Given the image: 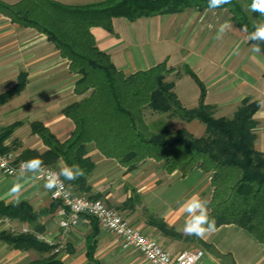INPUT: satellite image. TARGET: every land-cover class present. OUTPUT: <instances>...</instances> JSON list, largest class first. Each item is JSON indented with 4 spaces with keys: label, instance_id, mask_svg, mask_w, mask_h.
Segmentation results:
<instances>
[{
    "label": "crops",
    "instance_id": "1",
    "mask_svg": "<svg viewBox=\"0 0 264 264\" xmlns=\"http://www.w3.org/2000/svg\"><path fill=\"white\" fill-rule=\"evenodd\" d=\"M1 1L16 4L22 0ZM54 1L87 5L105 0ZM92 34L97 47L110 56L117 70L126 74L161 63L180 71V76L174 73L167 80L173 83L175 96L187 109L198 106L201 85L204 103L220 113L228 111L232 116L244 102H257L255 149L264 153V55L253 52L254 46L233 25L227 9L191 8L135 21L119 17L113 19L112 32L95 27ZM184 68H189L196 78L183 73ZM77 80L78 76L69 70V62L47 36L13 24L0 13V101L4 94L23 84L20 92L0 103V128L20 124L4 141L5 147L15 149L18 155L25 149L45 152L47 148L32 132L34 122L43 123L59 140H67L74 124L63 110L81 99L74 94ZM151 118L149 121L146 117L147 123H154ZM193 123L187 126L191 128ZM88 157L96 167L89 178L91 192L86 195L97 196L107 206L119 209L132 225L170 254L202 250L205 255L198 264H264V244L237 225H223L204 239L183 232L188 214L182 205L198 196L208 206L212 174L200 169H193L185 177L178 172L168 174L154 160L128 171L94 148ZM63 168L60 161L58 170ZM13 184L21 186L20 203L45 214L34 221L0 217L6 221L0 225V235L30 233L46 245L49 243L45 240L55 244L63 241L64 250L56 254L64 264H148L139 254L124 249L121 240L100 223L94 225L88 218H82L77 227L63 235L59 227L62 205L51 199L49 189L34 174L8 177L0 172V203L16 205V197L9 192ZM153 218L163 222L167 230L153 225ZM90 238L94 246L92 258L88 255ZM51 254L34 248L19 249L0 239V264H31Z\"/></svg>",
    "mask_w": 264,
    "mask_h": 264
},
{
    "label": "trees",
    "instance_id": "2",
    "mask_svg": "<svg viewBox=\"0 0 264 264\" xmlns=\"http://www.w3.org/2000/svg\"><path fill=\"white\" fill-rule=\"evenodd\" d=\"M250 7L251 0H244ZM227 9L231 22L240 29H247L249 44L259 45L264 55V41L249 39L255 25L249 21L238 0L220 7H209V0H105L87 5H67L54 0H22L7 4L0 0V13L13 24L35 29L47 36L69 62V70L78 76L74 94L78 102L64 108L63 114L73 122L74 131L61 141L41 122L31 124L47 150L40 153L25 149L18 156L21 160L39 157L41 166L54 169L62 161L74 172L83 169L84 175L62 180L72 192L85 195L91 192L89 178L96 164L88 157L91 148L103 157L115 160L128 171H134L147 160L161 164L168 174L178 172L185 177L193 169L212 174V197L207 206L210 219H215L216 229L223 225H237L264 244V153L255 149L254 116L258 103L244 102L233 119H215L213 108L204 103L205 90L198 106L185 108L173 92V83L167 78L181 72L158 64L146 71L126 74L113 65L108 54L102 52L92 34L95 27L113 31V19L123 17L129 21L140 18L173 15L187 9ZM253 15L264 23V16ZM183 73L195 77L189 68ZM196 78V77H195ZM23 89L20 83L1 97L0 103ZM171 114L183 121L198 120L207 126L208 137L197 138L188 131H170L155 128L147 123L146 110ZM20 124L0 130V153H9L4 146ZM97 200V196H87ZM58 205L59 202H56ZM45 214L34 212L26 203L7 206L0 203V217L34 221ZM88 218L96 225L99 222ZM153 225L166 231V225L153 218ZM96 228V227H95ZM0 239L19 249L34 248L52 252L45 260L31 264H64L53 253L54 247L39 242L32 234H2ZM88 242V255L92 258L94 246ZM227 259V256H223Z\"/></svg>",
    "mask_w": 264,
    "mask_h": 264
},
{
    "label": "built area",
    "instance_id": "3",
    "mask_svg": "<svg viewBox=\"0 0 264 264\" xmlns=\"http://www.w3.org/2000/svg\"><path fill=\"white\" fill-rule=\"evenodd\" d=\"M25 160L19 159L14 153H0V172L8 177H19L34 174L43 184H46L50 177L57 179L56 186L49 189L53 201L62 205V218L59 227L63 235L68 234L79 224L83 216L95 218L100 225L109 233L119 238L124 249L131 250L142 256L148 264H198L204 257L202 250L182 252L176 256L167 252L155 239L143 234L134 227L119 211L107 206L101 200H93L85 195L71 191L69 186L61 178V174L48 166H41L36 171H29L22 167ZM6 222L0 219V225ZM24 233H28L27 230ZM54 252L64 250L65 242L51 243Z\"/></svg>",
    "mask_w": 264,
    "mask_h": 264
},
{
    "label": "clouds",
    "instance_id": "4",
    "mask_svg": "<svg viewBox=\"0 0 264 264\" xmlns=\"http://www.w3.org/2000/svg\"><path fill=\"white\" fill-rule=\"evenodd\" d=\"M231 0H209V7L216 8L225 4H230ZM251 11L258 12L261 16H264V0H252L250 6ZM247 29L245 28V31ZM249 39L264 41V23H261L259 26L255 27V31L250 33ZM254 53L260 52L259 45L253 47ZM43 160L39 157L31 158L22 163V167H26L27 170L36 172L41 168ZM78 172H74L71 167H65L61 170V174L66 179H75L77 175L83 176V169L77 164L75 165ZM57 179L55 176L50 177L45 187L51 189L56 186ZM21 186L19 184H13L12 188L9 190L10 194L16 197V204L20 203ZM183 210L188 214V218L185 220L183 225V232L188 235H194L198 238L204 239L208 235H211L216 231V221L215 219H210L208 215L207 207L205 206V201H202L198 196L191 197L183 205ZM180 231L179 229H177ZM46 243L51 244V240H45Z\"/></svg>",
    "mask_w": 264,
    "mask_h": 264
},
{
    "label": "rangeland",
    "instance_id": "5",
    "mask_svg": "<svg viewBox=\"0 0 264 264\" xmlns=\"http://www.w3.org/2000/svg\"><path fill=\"white\" fill-rule=\"evenodd\" d=\"M239 2H240V4L242 5V7H243V9H244V11H245V13L247 14V16H248V18H249V21L251 22V23H253L255 26H259L261 23H262V21L260 20V19H258V18H256L254 15H253V13H252V11H251V9H250V7L247 5V3L244 1V0H238ZM252 1V0H251ZM234 25V24H233ZM235 26V25H234ZM236 27V26H235ZM236 28H238V27H236ZM239 30H241L242 32H243V34L247 37V35H246V32H245V30L244 29H240V28H238ZM238 111V109L236 110V112ZM236 112H234L233 113V115L231 116V113H229L228 111H223V112H219V111H215V110H213V112H212V116L215 118V119H226V120H230V119H233L234 118V116H235V114H236ZM154 115H155V117H154ZM160 115H163V117H161V118H159V119H157L158 117H156V116H160ZM148 116V119L147 120H149V121H151V117H153V120H155L154 121V123H151V124H155L154 126H155V128H162V127H166V129H168V130H170V131H179V130H182V129H184V130H186V131H188L190 134H192L193 136H195V137H197V138H203V137H208L209 135L207 134V126L204 124V123H202V122H200V121H198V120H193V121H189V122H187V121H183V120H181V119H179V118H177V117H174V116H172L171 114H162V113H158V112H154V111H152V110H146V112H145V118ZM169 122V124H167V122ZM192 122H194L193 124H192V126L193 127H188L187 126V124L188 123H192ZM167 125H169V127L167 126ZM12 126V125H11ZM10 127V126H9ZM188 128H189V130H188ZM2 128H0V130H1ZM192 130L195 132H192ZM8 139V138H7ZM16 150L15 149H13V148H10V151L9 152H11V153H14V154H16V152H15ZM21 154V153H20ZM19 154V155H20ZM17 156H19L18 154H16ZM54 169L55 170H57L58 172H59V170H58V168H55L54 167ZM60 173V172H59ZM97 200H101L100 198H98ZM102 201V200H101ZM112 208V207H111ZM114 209H116V210H119V209H117V208H115V207H113ZM134 225V224H133ZM134 227H136L135 225H134ZM136 228H138V227H136Z\"/></svg>",
    "mask_w": 264,
    "mask_h": 264
}]
</instances>
